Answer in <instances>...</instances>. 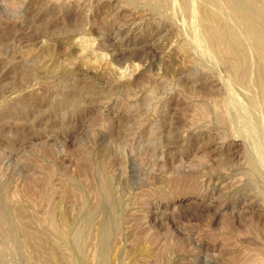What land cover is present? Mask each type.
Instances as JSON below:
<instances>
[{
  "label": "rangeland",
  "instance_id": "374dc122",
  "mask_svg": "<svg viewBox=\"0 0 264 264\" xmlns=\"http://www.w3.org/2000/svg\"><path fill=\"white\" fill-rule=\"evenodd\" d=\"M231 2L0 0V264H264V203L245 176L250 161L264 183V0ZM49 7L96 27L86 51L42 23ZM73 87L88 101L62 115ZM158 95L178 136L147 158L131 138Z\"/></svg>",
  "mask_w": 264,
  "mask_h": 264
},
{
  "label": "bare ground",
  "instance_id": "6f19581e",
  "mask_svg": "<svg viewBox=\"0 0 264 264\" xmlns=\"http://www.w3.org/2000/svg\"><path fill=\"white\" fill-rule=\"evenodd\" d=\"M223 1L228 6H231V4H232L231 0H223ZM64 4H65V2H64ZM83 6H85V5H83ZM96 8L97 9H96V11L94 12V14L92 16L99 19L101 17V14L103 13L102 10H103V8H105V6L103 4H100V5L98 4ZM54 12L56 13V9H54L53 7H49L48 10L43 11L42 16H41L42 17V21L43 20H45V21L48 20L49 21L48 25L52 26V27H56V26H60V25L65 26V28H66L65 40L70 42L73 45V47L76 48V50L80 49L81 51H86V49H88V47H89V45L91 43V37L90 36L93 35L94 33H96V27H94V25H92V26H90V28L84 29V30L78 28L79 27V24H78L79 23L78 22L79 19L78 18H79V15H80L81 11L75 12L73 10H67L66 9L57 17H55ZM234 13H236L235 10H234ZM51 18H52V20H50ZM91 20H93V19H91ZM39 21H41V20L39 19ZM45 21H43L42 23H44ZM43 31L44 30H38L37 33L36 32H33V33L31 32V34L29 33L30 34L29 36H32V39H35V40L36 39H40L41 37L44 36V32ZM148 36H150V35H147V38H148ZM216 44L217 45L219 44L218 41H216ZM185 50H187V49L186 48L184 49V46L180 47V53L184 54ZM137 54L134 57H137V56L140 55V54L139 55H137ZM234 72H235V70H234ZM197 82L199 83L198 86H203L204 85V83L201 80H199V79L193 81V83H197ZM80 89L81 88L78 89L76 87H73L72 91H65L62 94H60V97H59V99L56 102L57 110H58V112L60 114L63 113L62 115H64V114L76 109L77 106L80 103H83V102L86 103L88 101V98H87L88 94L85 93L84 91L80 90ZM75 90H77V91H75ZM213 94H215V93H213ZM213 94L211 92H207L205 97L206 98L209 97V102L212 105L215 106V108H216V113H215L216 122L222 128H224V124L226 122V119L224 117L223 112L220 111L221 102L224 101V100L220 99L219 96L213 95ZM192 96H194V95H192ZM205 97L204 96L199 97V100L202 101V99H204ZM154 99H155V102H154L153 106L156 108V113L152 114V115H147V118L144 120V122H140L139 123V125H138L139 129H138L137 132H134V134L132 135L131 144H130L131 149H133V148L136 149V154L139 152V155H143V156L145 155L146 157L148 155L156 154L160 150V149L158 150L157 145L153 144L152 141L155 140V141H162L163 142V141L167 140L168 138L169 139H174V138H177V136H178L177 134H175L176 131L174 130L175 129L174 128L175 121L172 120L174 118L171 117V116L174 115V113H172L173 115H171V113H170L171 112V103H170L171 101H170V98H166V97H163L162 95H158V96L154 97ZM189 99H191V98H189ZM150 100H151V97L149 98V97H146L145 95H141V98L139 100L140 101L139 107L136 110L138 112V115H142V114L145 113V110H144L143 107L144 106H148ZM198 103L200 105H198V108L196 110V111H198L197 115L204 114L206 112L205 111V107H203V103L204 102H198ZM222 105H223V103H222ZM222 107H224V105ZM185 109H184V111H185ZM79 113L80 112H77L75 114L76 118L79 117V115H80ZM152 118H153V120H151ZM64 120H65V118H64ZM67 121H68V119L66 120V122ZM110 127H112V125ZM114 127L117 128V125L115 124ZM171 133H174V134L171 135ZM195 136L196 137H194V140H195V138L199 140V142H197V143H201L204 140H207L208 144L205 146V148L206 147L209 148V146H211V143H212L211 142V138L209 140L206 133H198ZM162 142H160V143H162ZM195 143L196 142H194V144ZM133 145H135V146H133ZM132 146H133V148H132ZM228 151H229V149H228ZM229 152H230L229 154H226L225 159H220L221 160V161H219L220 165L221 164H226L227 161H230V159H232V158H234L236 156L232 152V150L229 151ZM128 153H130V152H128ZM135 157H134V159H135ZM153 157H154V155H153ZM126 160H127V162H130L131 158L127 157ZM138 160H136V161H138ZM143 165H145V164H143ZM254 168H255V166L250 161H247V166L245 168V176L247 177V179H248V181L250 183L255 184L257 186V189L259 191V195H260V197H261V199H262V201L264 203V183L261 181L260 175L258 174V172H256L257 170H255Z\"/></svg>",
  "mask_w": 264,
  "mask_h": 264
}]
</instances>
